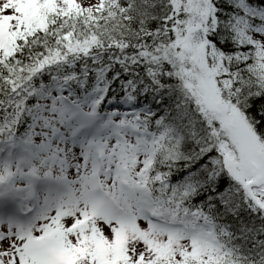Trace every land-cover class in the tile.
I'll return each mask as SVG.
<instances>
[{"label":"snow or ice","instance_id":"6c2138e0","mask_svg":"<svg viewBox=\"0 0 264 264\" xmlns=\"http://www.w3.org/2000/svg\"><path fill=\"white\" fill-rule=\"evenodd\" d=\"M0 264H264V0H0Z\"/></svg>","mask_w":264,"mask_h":264}]
</instances>
